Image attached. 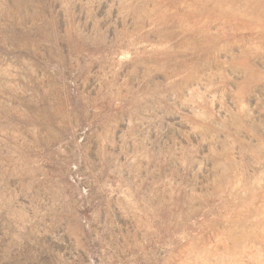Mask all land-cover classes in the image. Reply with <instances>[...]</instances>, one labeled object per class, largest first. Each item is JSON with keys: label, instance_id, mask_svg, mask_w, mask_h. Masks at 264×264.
<instances>
[{"label": "rangeland", "instance_id": "rangeland-1", "mask_svg": "<svg viewBox=\"0 0 264 264\" xmlns=\"http://www.w3.org/2000/svg\"><path fill=\"white\" fill-rule=\"evenodd\" d=\"M0 264H264V0H0Z\"/></svg>", "mask_w": 264, "mask_h": 264}]
</instances>
